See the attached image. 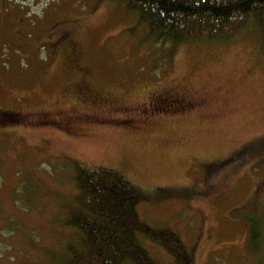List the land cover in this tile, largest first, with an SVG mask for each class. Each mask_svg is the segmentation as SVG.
Segmentation results:
<instances>
[{
  "label": "rangeland",
  "instance_id": "1",
  "mask_svg": "<svg viewBox=\"0 0 264 264\" xmlns=\"http://www.w3.org/2000/svg\"><path fill=\"white\" fill-rule=\"evenodd\" d=\"M72 65L126 112L98 124L69 105ZM165 88L197 105L137 114ZM76 165L122 174L140 217L194 244V264H264V226L259 251L246 247L248 218H264L256 20L227 39L164 42L120 1L0 0V264H58Z\"/></svg>",
  "mask_w": 264,
  "mask_h": 264
},
{
  "label": "trees",
  "instance_id": "2",
  "mask_svg": "<svg viewBox=\"0 0 264 264\" xmlns=\"http://www.w3.org/2000/svg\"><path fill=\"white\" fill-rule=\"evenodd\" d=\"M112 1L134 11L156 41L227 39L253 18L264 42V0ZM72 182L77 205L62 217L70 232L58 264H194V244L140 217L144 197L122 174L76 165ZM248 223L246 247L254 254L261 248L264 218L253 215Z\"/></svg>",
  "mask_w": 264,
  "mask_h": 264
},
{
  "label": "flooded vegetation",
  "instance_id": "3",
  "mask_svg": "<svg viewBox=\"0 0 264 264\" xmlns=\"http://www.w3.org/2000/svg\"><path fill=\"white\" fill-rule=\"evenodd\" d=\"M67 53L71 60L78 58V49L72 44L69 45ZM72 68L75 71L77 79H75V83L72 85L70 95L66 96V98H70L67 99L69 105L86 110L83 115L98 124L109 122L110 117L118 112H126L128 108L120 104L118 99L105 93L95 92L90 88V71L87 67H73L72 65ZM63 98L66 99L65 97ZM146 101L137 106L138 115H144L148 111L152 115L158 113L165 114L167 112L174 114L185 113L197 105V102L193 98L176 88H165L154 91L148 95Z\"/></svg>",
  "mask_w": 264,
  "mask_h": 264
},
{
  "label": "bare ground",
  "instance_id": "4",
  "mask_svg": "<svg viewBox=\"0 0 264 264\" xmlns=\"http://www.w3.org/2000/svg\"><path fill=\"white\" fill-rule=\"evenodd\" d=\"M96 201V200H95ZM148 225V224H147ZM171 244V243H170Z\"/></svg>",
  "mask_w": 264,
  "mask_h": 264
}]
</instances>
